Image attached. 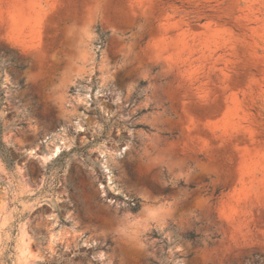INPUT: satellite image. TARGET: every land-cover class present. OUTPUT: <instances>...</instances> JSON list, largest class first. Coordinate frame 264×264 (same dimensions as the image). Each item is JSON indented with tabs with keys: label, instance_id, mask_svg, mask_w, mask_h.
Returning <instances> with one entry per match:
<instances>
[{
	"label": "rangeland",
	"instance_id": "rangeland-1",
	"mask_svg": "<svg viewBox=\"0 0 264 264\" xmlns=\"http://www.w3.org/2000/svg\"><path fill=\"white\" fill-rule=\"evenodd\" d=\"M256 261L264 0H0V264Z\"/></svg>",
	"mask_w": 264,
	"mask_h": 264
},
{
	"label": "trees",
	"instance_id": "trees-1",
	"mask_svg": "<svg viewBox=\"0 0 264 264\" xmlns=\"http://www.w3.org/2000/svg\"><path fill=\"white\" fill-rule=\"evenodd\" d=\"M107 33L108 32L102 33V37H104ZM146 84L147 83L145 81L140 82L139 89H138V91L135 94L136 101H139V100H141L143 98V96L142 95H139V93L144 90V87L146 86ZM147 111H149V110L144 109V110L141 111V113H146ZM137 127L143 128L145 130H150L148 126H144V125H138ZM175 135H177V134L175 133L174 136ZM5 157H7V160H9V163L12 162L9 159V156H6L5 155ZM129 173H130V175L132 177L134 176V173L131 170H129ZM195 187H196V185H191L190 186V189H194ZM220 191H221V189H218L217 192H216V195H219ZM167 192L168 191H166L165 194H167ZM141 203H142V201H141L140 198L133 197L129 201L131 210L134 211V212L138 211L141 208ZM183 237L186 238V239H188V240H190V241H192V242H196L198 240V238L200 237V235L196 234L195 232H188V233L184 234ZM258 262L259 261H256L255 264H259Z\"/></svg>",
	"mask_w": 264,
	"mask_h": 264
},
{
	"label": "bare ground",
	"instance_id": "bare-ground-1",
	"mask_svg": "<svg viewBox=\"0 0 264 264\" xmlns=\"http://www.w3.org/2000/svg\"><path fill=\"white\" fill-rule=\"evenodd\" d=\"M87 30V29H86ZM85 54V50H81V51H78L77 52V55H84ZM72 65H73V63H72ZM70 66V68H69V72H72L74 69L76 70V68H74V66ZM64 77V76H63ZM162 212L164 213V211H162V209H160V208H151L150 210H149V212L145 215V216H150V215H152V214H162ZM163 215V214H162Z\"/></svg>",
	"mask_w": 264,
	"mask_h": 264
}]
</instances>
